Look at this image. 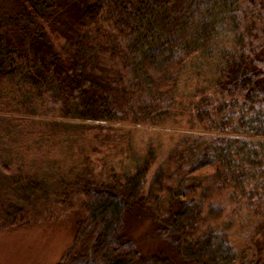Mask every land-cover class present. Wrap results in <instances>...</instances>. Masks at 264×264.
<instances>
[{
	"label": "trees",
	"instance_id": "obj_1",
	"mask_svg": "<svg viewBox=\"0 0 264 264\" xmlns=\"http://www.w3.org/2000/svg\"><path fill=\"white\" fill-rule=\"evenodd\" d=\"M165 123L188 132L148 186L152 147L130 173H89L90 154L126 141L122 125ZM0 161L40 210L3 193L0 227L73 219L54 264H173L130 236L149 201L151 235L188 264H237L215 225L225 211L264 248V0H0Z\"/></svg>",
	"mask_w": 264,
	"mask_h": 264
},
{
	"label": "rangeland",
	"instance_id": "obj_2",
	"mask_svg": "<svg viewBox=\"0 0 264 264\" xmlns=\"http://www.w3.org/2000/svg\"><path fill=\"white\" fill-rule=\"evenodd\" d=\"M181 91L184 99L195 96L194 87L188 83L183 86ZM175 125L171 123L146 126L122 125L123 132L130 134L126 141L118 149L109 148L90 154L89 173H93L100 180L106 179L110 169L118 173H130L143 160L147 149L152 147L154 148V160L146 174L145 184L148 186L154 171L165 158L167 146L174 141L175 134L173 133L188 132ZM10 174L9 168L4 167L0 161V195L4 193L13 202L22 204L24 209H37L36 211L39 212V204L31 203L32 198L29 199L32 197V193L29 198L25 199L16 195V191L10 190L12 186L7 182V177ZM159 195H161V202L158 205V211L161 215L166 212V209L165 203L162 201L163 194L159 192ZM146 206L147 209L141 211L139 216L132 217L128 221V230L136 247L145 256L160 251L173 264H188L184 260L178 259L165 242L154 238L153 234L151 235L154 224L149 211H154L156 206L152 204V201H149ZM233 217V214H228V211H225L217 219L215 225L225 230L230 243L237 251V264H264V248L259 244H257V248L255 245L251 247V244L240 240L237 237L239 223L234 221ZM13 224L16 226L0 227V264H54L65 251L74 232L73 219L67 211L57 212V215L53 217L38 216L23 226H18V221ZM244 245L249 248L244 250ZM247 256H252V262L244 261Z\"/></svg>",
	"mask_w": 264,
	"mask_h": 264
}]
</instances>
